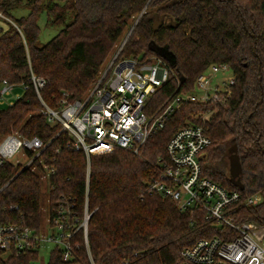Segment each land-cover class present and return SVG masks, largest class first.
Returning a JSON list of instances; mask_svg holds the SVG:
<instances>
[{
	"label": "trees",
	"instance_id": "trees-1",
	"mask_svg": "<svg viewBox=\"0 0 264 264\" xmlns=\"http://www.w3.org/2000/svg\"><path fill=\"white\" fill-rule=\"evenodd\" d=\"M144 8L115 64L164 59V48L174 56V76L151 97L152 107L175 94V76L185 78L179 90H191L213 65L227 64L235 83L221 103L176 111L138 154L114 150L87 160L66 148L59 127L40 114L43 107L30 77L45 81L39 96L50 109L83 99ZM19 9L27 14L15 17ZM42 14L47 24L59 28L45 44L39 41ZM0 15L6 20L0 27V88L3 80L29 85L12 106L0 109V136L17 131L50 143L42 157L53 170L46 180L51 213L57 201L69 197L76 219L82 220L84 210L89 216L86 242L81 231L74 238L79 248L73 264H180L182 250L220 235L202 212H181L170 199L146 191L168 140L193 121L211 140L201 162L203 176L238 191L242 201L259 195L254 206L237 205L234 217L238 224L264 226V0H0ZM156 20L160 24L153 30ZM199 113L208 114L207 119L195 120ZM234 146L242 190L229 180ZM1 173L9 184L0 195V217L14 207L10 215L38 229L44 171L7 164ZM37 259L38 253H27L6 264ZM47 264L65 263L53 250Z\"/></svg>",
	"mask_w": 264,
	"mask_h": 264
},
{
	"label": "built area",
	"instance_id": "built-area-1",
	"mask_svg": "<svg viewBox=\"0 0 264 264\" xmlns=\"http://www.w3.org/2000/svg\"><path fill=\"white\" fill-rule=\"evenodd\" d=\"M116 58L83 99L62 101L55 110L45 106L40 99L39 90L45 81L33 75L30 77L31 86L43 107L40 114L49 125L59 127L58 135L64 134L66 137V148L83 153L87 160L114 150L138 154L176 111L186 105L204 107L221 103L235 83L227 64L213 65L197 77L191 90H179L182 84L180 77L175 76L178 85L175 94L167 96L159 106L152 107L151 97L163 88L171 75L174 76L169 63L159 56H153L145 62L130 59L115 64ZM218 73L223 77L215 81ZM28 88L27 84L13 85L3 80L0 100L13 95L15 103ZM16 89L20 92L14 94ZM198 117L203 121L208 114L193 116L195 120ZM49 144L38 137L24 138L17 131L0 136V195L9 184V181L3 180L1 173L7 164L32 172L41 168L44 171L41 180L46 182L53 173L42 157ZM210 145L211 140L203 126L193 121L181 127L165 145L164 156L157 159L146 191L170 199L181 212H202L206 221L220 230L219 236L199 239L182 250L180 264H264V226L238 224L234 217L237 205L254 206L261 198L256 195L242 201L238 191L227 190L203 176L201 162ZM19 158L26 163L22 165ZM73 202L69 197L61 198L56 202L52 214L47 198L48 218L42 221L38 229L16 220L10 215L16 209L11 207L9 213L0 217L1 263L6 264L23 254L38 253L35 264L40 252L51 244L50 253L57 250L63 263L73 264L79 248L74 238L81 231L86 242L89 218L84 210L82 220L76 219ZM43 226L45 228L42 230ZM46 230H50L49 236Z\"/></svg>",
	"mask_w": 264,
	"mask_h": 264
},
{
	"label": "rangeland",
	"instance_id": "rangeland-1",
	"mask_svg": "<svg viewBox=\"0 0 264 264\" xmlns=\"http://www.w3.org/2000/svg\"><path fill=\"white\" fill-rule=\"evenodd\" d=\"M23 2L25 3V0H23ZM27 14V11L25 9H19L16 10L14 12V16L15 17H21V16H25ZM45 14H42L39 21H38V26L40 28V36H39V41L42 44H45L46 42H48L53 36L56 35V33L58 32L59 28H55L50 24H47V22H45ZM5 18L3 15H0V27H4L5 26ZM223 77V75L221 73L217 74V77L215 79V81L220 80ZM20 90L16 89L15 93H19ZM15 99L13 97V95L10 96H5L4 98H2L0 100V109H4L8 106H10L12 103H14ZM19 162L24 165L26 163V161H24V159L19 158L18 159ZM43 182V181H42ZM43 191H44V195L42 197V212H43V216H42V220L45 222L46 219L48 218V213H47V208H46V199L48 198V192H49V187L47 185L46 182H43ZM45 228V226L42 227V230ZM46 234H50V230H46ZM49 236V235H48ZM53 245L51 244H47V247L44 248L41 252H40V258L38 260L37 263L35 264H47L48 260H49V255H50V250L52 248Z\"/></svg>",
	"mask_w": 264,
	"mask_h": 264
},
{
	"label": "water",
	"instance_id": "water-1",
	"mask_svg": "<svg viewBox=\"0 0 264 264\" xmlns=\"http://www.w3.org/2000/svg\"><path fill=\"white\" fill-rule=\"evenodd\" d=\"M144 10H145V8L143 9L141 14L138 16V18L136 19V21L132 25L131 29L128 31V33L124 37L121 45L119 46V49L117 50L116 54L114 55V57L112 58V60L108 64V66L105 68L104 72H106L108 70V68L110 67V65H111L112 61L114 60V58H116L118 56V54L120 53V51L122 50V48L125 45L126 41L130 37L135 25L137 24L138 20L140 19V17L144 13ZM159 24H160V21L156 20L154 22V24H153V30H156V28L159 26ZM162 54H163L164 59L169 63V65H173L174 56L172 54L168 53L167 48L163 49ZM179 81H180L181 84H183L185 82V78L184 77H180ZM228 160H229V180H230L231 184L234 187L242 190L243 187H242V185L240 183V175H241L242 169H241V163H240L239 157L237 155V150H236L235 146L232 148V154L229 156Z\"/></svg>",
	"mask_w": 264,
	"mask_h": 264
}]
</instances>
